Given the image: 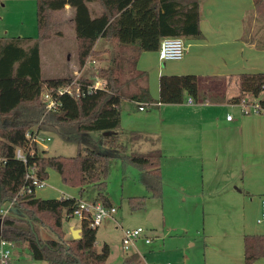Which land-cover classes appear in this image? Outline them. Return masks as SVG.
Instances as JSON below:
<instances>
[{"label": "trees", "instance_id": "16d2710c", "mask_svg": "<svg viewBox=\"0 0 264 264\" xmlns=\"http://www.w3.org/2000/svg\"><path fill=\"white\" fill-rule=\"evenodd\" d=\"M39 39H0V211L15 198L16 207L28 217L10 214L2 219L0 240L12 242L16 247H27L34 261L50 264H106L111 249L105 244L97 246L98 228H91L82 221L81 239L67 238L64 222L76 206L75 198L43 199L37 195L19 196L26 182L27 166L16 159V147H24L25 134L38 128L39 131L56 135L75 143V157L48 156L47 151L36 147L28 166L36 168L43 179H48L49 169L62 176L64 184L95 191L94 203L113 206L108 197V180L113 163L122 162V173L133 166L139 170L138 181L153 196H160L163 184L160 151L148 154L130 153L126 138L128 133L121 128V103L124 99L140 104L157 103L151 96L148 75L137 68L138 57L133 54L115 53L112 63L99 68L92 77L79 81L83 86H92L97 80L104 88L85 92L79 97L64 95L60 107L48 112L41 100L45 86L60 87L70 84L74 77L43 79L41 45L53 39L51 13L70 6L74 10L80 65L85 67L89 58L100 54L96 48L100 39L125 43L121 40L122 26L119 15L127 10L134 0H37ZM202 0H151L149 10L154 14L156 36L159 41L175 37L198 39ZM260 17L264 18V0H254ZM99 3L100 15L90 5ZM119 53V54H118ZM240 102L247 96L262 98L264 103V73L242 74L239 77ZM198 79L195 75H163L160 78L162 105L182 104L185 96L196 98ZM145 197L132 198V210L143 209ZM55 234L54 239H42L39 227ZM264 260V235L245 236V262L253 264Z\"/></svg>", "mask_w": 264, "mask_h": 264}, {"label": "crops", "instance_id": "0c3cea01", "mask_svg": "<svg viewBox=\"0 0 264 264\" xmlns=\"http://www.w3.org/2000/svg\"><path fill=\"white\" fill-rule=\"evenodd\" d=\"M150 3L151 0H134L119 15L123 47L119 46L118 40L107 42L100 39L96 45V48L107 51L105 55L117 51L136 55L139 58L137 68L145 73L150 72L144 67L152 58L151 54L156 56L157 52V77H152L153 72L150 81L148 78L157 103L144 104L147 105L144 111H140L138 102L124 99L121 103V128L128 133L126 144L129 152L148 154L160 151L163 154L164 180L170 179L191 198L200 191L209 195L221 193V198L215 202L233 209H253L257 223L264 199V116H244L239 102L234 99L240 96V75L264 73V18L258 15L254 0H202V36L198 39L183 38L187 51L182 61H162V41L156 36ZM94 10L97 15L102 12V9ZM65 12L74 14L70 6ZM73 19H69L71 23ZM98 62L88 61L82 71L73 62L72 77L90 76L85 75L88 66H96ZM99 67L96 66L94 73ZM163 75H195L198 79L197 97L186 95L185 101L176 105L158 103ZM147 107L157 111L152 112ZM229 115L233 117L231 121L227 119ZM216 186L217 189L214 188ZM85 194L88 199H85ZM94 196L95 191L90 188L80 193L79 198H71L92 201ZM75 231L81 234L82 224L79 228L71 226L65 232L73 238ZM250 231L246 228L242 238L234 237L238 248L240 243L243 244L244 262L245 236L264 235V229ZM19 248H15L13 255ZM13 260L12 257L11 264ZM36 262L30 258L25 264ZM141 262L142 257L135 253L128 256L124 264Z\"/></svg>", "mask_w": 264, "mask_h": 264}, {"label": "rangeland", "instance_id": "374dc122", "mask_svg": "<svg viewBox=\"0 0 264 264\" xmlns=\"http://www.w3.org/2000/svg\"><path fill=\"white\" fill-rule=\"evenodd\" d=\"M90 7L93 8L95 14L97 11L95 12L94 8L101 10L97 3L91 4ZM65 10L51 13L54 36L52 40L41 45L42 71L45 80L62 78L67 75V77H72L74 75V69L71 67L73 62L77 64V69L80 71L84 68L79 61L74 23L69 20L74 17V14L71 15ZM37 14V0H0V39L30 38L37 41L39 39ZM97 49L100 54L89 58L88 61H99L96 64L100 66L99 68L108 67L115 53L105 55L107 51ZM151 55L152 58L144 67L145 70L150 71L147 72L149 81L153 72L152 77H157V52L156 56ZM96 66H88L85 75L90 76L86 77L93 76L97 69ZM150 93L153 98L151 89ZM147 108L152 112L157 111L156 108ZM51 138L52 140L46 143L50 150L47 152L48 156H77L78 147L75 143L67 142L56 135H52ZM134 168L129 166L127 177L124 178L122 162L116 160L108 180V197L112 205L116 207L117 214L113 218L106 219L98 228L97 246L99 250L105 244H108L111 249L106 264H124L125 259L135 253L142 257L144 264L169 262L171 264H246L243 260V244L240 243L238 248V245L234 244V237L242 238L243 230L246 228L251 230L250 232L264 229L255 223L253 209L244 211L242 208L233 209L234 207L219 204L215 201L221 198L222 194L218 192L209 195L200 191L193 198L187 197L168 178L165 180L163 178L160 196H153L138 181L139 173ZM48 173L49 177L46 179L48 187L40 191L37 196L43 199L80 197L79 188L64 184L59 172L49 169ZM84 197L89 198L87 194ZM137 197L146 198L145 206L143 209L132 210L131 199ZM81 224L82 221L79 218L66 220L64 230L68 232L71 226L79 228ZM138 228L145 231L144 235L136 241V247L124 250V232ZM38 234L44 240L55 238L51 230L42 226L39 227ZM70 237L67 235V238ZM146 237L152 240L150 245L145 243ZM30 256L28 248L21 247L15 255H12L15 259L13 264H25L30 258L32 261ZM47 263L36 262V264ZM253 264H264V260Z\"/></svg>", "mask_w": 264, "mask_h": 264}, {"label": "built area", "instance_id": "2783aa9c", "mask_svg": "<svg viewBox=\"0 0 264 264\" xmlns=\"http://www.w3.org/2000/svg\"><path fill=\"white\" fill-rule=\"evenodd\" d=\"M186 51V45L182 38H165L161 42L160 59L162 61H182L185 58ZM79 79L80 78H75L70 84L60 87L45 86L41 92L40 98L45 104L46 110L48 112L56 111L60 107V99L64 95L79 97L87 91L92 92L96 89H102L105 85L102 80H97L92 86H83ZM239 105L241 106L244 116H264V103H262V98L247 96L240 100ZM146 106L147 105L141 104L140 111H144ZM227 119L231 121L233 117L229 115ZM51 136L52 135L41 132L38 128H35L25 134V146L16 147V159L27 166L26 182L20 190L19 196L37 195L40 191L48 187L46 179L39 176L35 167L28 166V161L30 157L35 156L36 147H38L39 150L50 152L46 143L52 140ZM4 160H6V158L0 156V162ZM17 198L9 203L8 209H6L5 206L2 208L0 211L2 219L11 214L10 208L16 207ZM68 198L71 197H61L59 199L63 200ZM116 214L117 209L114 206L108 207L102 202L94 203L93 201L85 199H76V206L67 216L71 219L79 218L81 221H88L91 228H99L106 219L113 218ZM257 224L264 227V199H262L261 202V212ZM144 233L145 231L142 228L125 231L123 239L124 249L129 250L130 247H135L136 241H138ZM145 243L149 245L152 243V240L146 237ZM14 249V243L8 242L5 239L0 240V264H11Z\"/></svg>", "mask_w": 264, "mask_h": 264}, {"label": "water", "instance_id": "95a60500", "mask_svg": "<svg viewBox=\"0 0 264 264\" xmlns=\"http://www.w3.org/2000/svg\"><path fill=\"white\" fill-rule=\"evenodd\" d=\"M8 207H9V203H7V204L5 205V208H6V209H8ZM10 212H11L12 214H14V215H21V216H24L26 219H28V217H27L26 215H23V214L19 211V209H18L17 207H11V208H10ZM1 223H2V221L0 220V228H1ZM72 235H73V239H74V240L81 239L80 231H75L74 233H72Z\"/></svg>", "mask_w": 264, "mask_h": 264}]
</instances>
